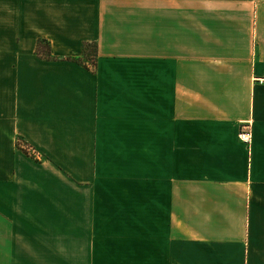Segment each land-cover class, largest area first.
Returning <instances> with one entry per match:
<instances>
[{"label":"crops","instance_id":"obj_1","mask_svg":"<svg viewBox=\"0 0 264 264\" xmlns=\"http://www.w3.org/2000/svg\"><path fill=\"white\" fill-rule=\"evenodd\" d=\"M263 77L264 0H0V264H264Z\"/></svg>","mask_w":264,"mask_h":264},{"label":"trees","instance_id":"obj_2","mask_svg":"<svg viewBox=\"0 0 264 264\" xmlns=\"http://www.w3.org/2000/svg\"><path fill=\"white\" fill-rule=\"evenodd\" d=\"M90 48H94L91 50ZM37 53L46 58L47 60H51L52 55H51V46L47 42V40H40L38 41V47H37ZM87 60V62H92L94 63L95 66H97V59H98V48L96 43H87L83 47V58H75V59H69V60H74L78 61L81 63V65H84L85 67L86 64L84 60Z\"/></svg>","mask_w":264,"mask_h":264},{"label":"rangeland","instance_id":"obj_3","mask_svg":"<svg viewBox=\"0 0 264 264\" xmlns=\"http://www.w3.org/2000/svg\"><path fill=\"white\" fill-rule=\"evenodd\" d=\"M90 49L93 50L94 48H90ZM86 61L87 60L85 59L84 62H85L87 67L93 68V69L95 67H97V66L94 65V63H92V62H87L86 63ZM19 144H21V142ZM23 148H25L27 153L30 154V152H29L30 149L27 146H23ZM124 166L126 167V164H124ZM127 166L129 168L132 167V169H131L132 171L129 170L127 172V174H126V171H123L122 174L118 175V179L115 180V182L112 181L113 180L112 174H109L110 176L107 175L105 177V180H103V184L102 185H104V184L107 185L108 184V185H112V186H129V187L138 186V183H135V181L132 182V180H133V164H131V166L129 164H127ZM141 186H143V184Z\"/></svg>","mask_w":264,"mask_h":264},{"label":"built area","instance_id":"obj_4","mask_svg":"<svg viewBox=\"0 0 264 264\" xmlns=\"http://www.w3.org/2000/svg\"><path fill=\"white\" fill-rule=\"evenodd\" d=\"M255 82L264 84V77L263 78H257ZM250 127H245L242 129V131L239 133V139L245 143H248L249 145L252 144V134H251Z\"/></svg>","mask_w":264,"mask_h":264}]
</instances>
